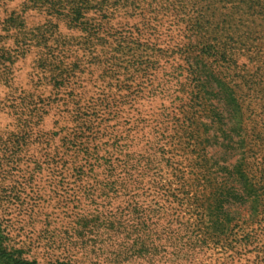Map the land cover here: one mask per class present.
I'll return each mask as SVG.
<instances>
[{
    "label": "rangeland",
    "instance_id": "rangeland-1",
    "mask_svg": "<svg viewBox=\"0 0 264 264\" xmlns=\"http://www.w3.org/2000/svg\"><path fill=\"white\" fill-rule=\"evenodd\" d=\"M160 3L0 0V234L9 250L22 251L37 264H119L102 243L106 233L80 238L73 232L77 214L138 203L164 213L166 220H191L189 203L178 206L157 191L164 184L170 192L177 187L167 173L130 180L115 198L106 193L112 179L89 170L93 151L110 157L113 122L105 106L128 92L129 71L122 74L123 68L133 61L141 68L155 63L138 80L174 86L183 64L182 35L172 27V13L161 12L154 19L150 12ZM141 26L150 28L139 32ZM236 60L240 67L242 58ZM123 114L118 129L126 134L130 119ZM219 133L208 131L213 174L204 183L202 199L207 225L215 229L219 223L221 234L178 263L264 264V207H245L253 196L238 190L239 180L225 172L233 159H227ZM130 139L127 135L124 142ZM143 148L140 142L134 150ZM157 149L152 144L148 151L159 159ZM183 157L177 162L186 165Z\"/></svg>",
    "mask_w": 264,
    "mask_h": 264
},
{
    "label": "trees",
    "instance_id": "trees-1",
    "mask_svg": "<svg viewBox=\"0 0 264 264\" xmlns=\"http://www.w3.org/2000/svg\"><path fill=\"white\" fill-rule=\"evenodd\" d=\"M161 12L172 13V27L182 35L183 64L173 77L174 86L161 81L144 85L138 80L155 63L141 68L133 61L123 68L122 74L129 71L125 80L131 84L124 86L128 92L105 106L113 122L108 133L110 157L98 151L86 153L94 160L90 172L100 170L112 179L106 193L115 198L130 180L154 171L160 176L167 173L177 187L170 192L164 184L157 191L163 190L178 206L189 203L192 217L185 223L166 220L164 213L138 203L96 215L77 214L73 232L80 238L106 233L102 243L119 264H180L184 256L196 255L219 239L220 224L217 221L215 229L207 225L202 199L204 183L213 174L207 151L211 129L220 132L224 153L233 159L225 172L239 180L238 190L253 196L245 207H264V0H161L150 13L155 19ZM238 57L243 61L240 67ZM169 110H176V115ZM123 113L130 119L126 134L118 129ZM127 135L129 143L124 142ZM140 142L144 148L137 153L134 148ZM152 144L160 146L161 158L148 151ZM181 157L186 165L177 162ZM217 203L212 205L216 210ZM0 236V264H37L22 251L9 250L3 243L5 234Z\"/></svg>",
    "mask_w": 264,
    "mask_h": 264
}]
</instances>
